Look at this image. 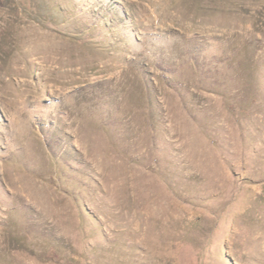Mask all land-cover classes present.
<instances>
[{
  "label": "rangeland",
  "instance_id": "rangeland-1",
  "mask_svg": "<svg viewBox=\"0 0 264 264\" xmlns=\"http://www.w3.org/2000/svg\"><path fill=\"white\" fill-rule=\"evenodd\" d=\"M0 264H264V0H0Z\"/></svg>",
  "mask_w": 264,
  "mask_h": 264
}]
</instances>
